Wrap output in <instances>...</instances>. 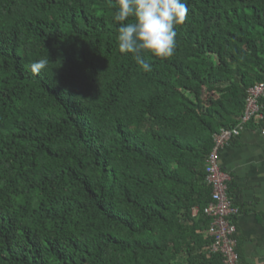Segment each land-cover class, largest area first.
Instances as JSON below:
<instances>
[{
  "label": "trees",
  "instance_id": "trees-1",
  "mask_svg": "<svg viewBox=\"0 0 264 264\" xmlns=\"http://www.w3.org/2000/svg\"><path fill=\"white\" fill-rule=\"evenodd\" d=\"M186 2L138 61L115 0H0V264H223L207 159L264 82V0Z\"/></svg>",
  "mask_w": 264,
  "mask_h": 264
},
{
  "label": "crops",
  "instance_id": "crops-1",
  "mask_svg": "<svg viewBox=\"0 0 264 264\" xmlns=\"http://www.w3.org/2000/svg\"><path fill=\"white\" fill-rule=\"evenodd\" d=\"M264 127L258 121L242 130L221 153L230 194L240 208L234 219L240 264H264Z\"/></svg>",
  "mask_w": 264,
  "mask_h": 264
},
{
  "label": "clouds",
  "instance_id": "clouds-1",
  "mask_svg": "<svg viewBox=\"0 0 264 264\" xmlns=\"http://www.w3.org/2000/svg\"><path fill=\"white\" fill-rule=\"evenodd\" d=\"M114 8L113 19L119 24L116 38L120 53H131L138 61L143 54L162 59L173 55L176 27L189 13L186 0H115ZM48 63V57L31 63V73L39 75ZM140 67L145 72L152 70L147 62H141Z\"/></svg>",
  "mask_w": 264,
  "mask_h": 264
},
{
  "label": "built area",
  "instance_id": "built-area-1",
  "mask_svg": "<svg viewBox=\"0 0 264 264\" xmlns=\"http://www.w3.org/2000/svg\"><path fill=\"white\" fill-rule=\"evenodd\" d=\"M264 99V82L258 83L248 90L245 110L237 126L222 128L215 134L214 145L207 159V183L212 186V201L204 209V214L211 218L208 233L214 237L211 250L219 252L223 258V264H240L237 251V225L234 219L240 214V209L233 203L228 193L231 181L230 175L221 167V153L231 143L241 136L242 130L254 119L262 118ZM264 133V129H263ZM199 214L194 209V216Z\"/></svg>",
  "mask_w": 264,
  "mask_h": 264
}]
</instances>
